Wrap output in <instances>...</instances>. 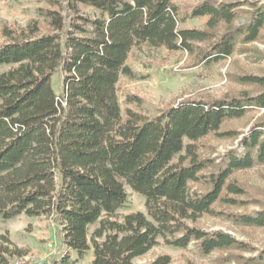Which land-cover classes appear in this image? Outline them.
I'll use <instances>...</instances> for the list:
<instances>
[{
	"label": "trees",
	"instance_id": "1",
	"mask_svg": "<svg viewBox=\"0 0 264 264\" xmlns=\"http://www.w3.org/2000/svg\"><path fill=\"white\" fill-rule=\"evenodd\" d=\"M80 5L101 15H80ZM250 6L248 24L235 26L239 5L203 2L189 14L207 18L208 30L201 31L180 29L186 18L175 0H70L72 21L50 10L48 33L5 30L0 67L11 69L0 74V220L52 219L67 252L49 264H76L70 251L80 257L92 251L91 264H139L161 241L181 250L195 245L204 256L241 249L232 235L197 225L219 215L220 201L249 204L231 178L264 164V119L243 136L241 152L218 164L202 158L199 142L237 136L223 125L264 109V76L239 79L257 87L256 95L187 100L153 119L131 109L123 117L117 85L133 76L127 61L142 45L194 54L207 44L199 62H219L239 44L257 42L264 6ZM58 72L61 97L52 83ZM126 188L145 198V212L118 215ZM232 218L264 228V207ZM3 254L0 264H9ZM254 260L264 263V250ZM171 263L165 255L149 264Z\"/></svg>",
	"mask_w": 264,
	"mask_h": 264
},
{
	"label": "rangeland",
	"instance_id": "2",
	"mask_svg": "<svg viewBox=\"0 0 264 264\" xmlns=\"http://www.w3.org/2000/svg\"><path fill=\"white\" fill-rule=\"evenodd\" d=\"M205 1L239 5L241 13L235 26L248 24L249 13L253 11L250 4L264 6V0H175L181 17L186 18L180 24V29L208 30L207 18H189L191 10ZM79 8L80 15L85 17L101 15L98 10L88 6L80 5ZM50 10L60 12L67 22L72 21L70 0H0V44L6 42L3 35L5 30L20 34L38 29L41 34L48 33L50 27L46 13ZM223 31L221 28L220 33ZM196 47L194 54L149 45L134 48L127 61L133 76H121L117 85L123 117L131 109L153 119L169 107L187 100L208 102L236 98L244 93H259L257 87L244 85L239 79L246 75L264 76V28L257 42L239 44L231 57L219 62H199L207 44ZM10 69L11 66L0 67V74ZM63 79L64 75L58 72L52 80L59 97L63 95ZM130 97L135 100L129 102ZM262 119L264 109L249 111L241 119L227 121L223 131L234 132L237 136L225 139L209 136L200 141L202 158L212 159L218 164L229 152H241L243 136ZM231 179L244 188L246 196L242 200L249 201V204L235 207L220 201L216 205L219 215L204 217L197 226L208 232L222 231L232 235L242 243L241 249L204 256L195 245L181 250L161 241L159 246L137 262L149 264L160 256L168 255L172 258L171 264H260V260L254 259L264 250V228L244 226L235 222L232 216L253 215L264 207V164L238 171ZM126 191L128 202L118 215L145 212V198L130 188H126ZM0 250L5 258H10L9 264H49L67 252L59 241L52 219L26 215L9 221L0 220ZM69 254L76 264H91L93 260L92 251L83 257L71 251Z\"/></svg>",
	"mask_w": 264,
	"mask_h": 264
}]
</instances>
